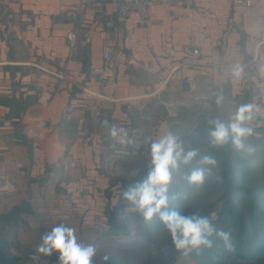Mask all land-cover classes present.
<instances>
[{
  "label": "crops",
  "instance_id": "0c3cea01",
  "mask_svg": "<svg viewBox=\"0 0 264 264\" xmlns=\"http://www.w3.org/2000/svg\"><path fill=\"white\" fill-rule=\"evenodd\" d=\"M8 1V26L0 28V241L18 256H44L41 236L65 223L80 243L95 245L93 258L127 264L133 244L166 232L122 196L150 169V139L173 133L198 152L193 163L208 155L209 121L227 122L240 104L256 105L251 127L264 126V0H195L191 10L155 4L147 24L111 8L75 14L76 0ZM106 46L115 50V75L97 82ZM237 63L240 77L231 72ZM104 119L126 128L133 143L113 141ZM191 163L169 185V210L181 214ZM131 232V240L117 237Z\"/></svg>",
  "mask_w": 264,
  "mask_h": 264
},
{
  "label": "rangeland",
  "instance_id": "374dc122",
  "mask_svg": "<svg viewBox=\"0 0 264 264\" xmlns=\"http://www.w3.org/2000/svg\"><path fill=\"white\" fill-rule=\"evenodd\" d=\"M245 143L255 151L251 154L238 151L231 142L221 147L204 146L208 156L215 159V165L206 167L198 160L188 166L189 172L202 166L210 169L204 182L193 185L183 178V188L190 198L183 215L199 213L209 217L218 230L231 233L234 250H227L224 242L214 235L211 248L183 255L175 249L165 230V234L158 231L133 244V256L127 264H264V126L254 130ZM161 228L166 229L163 224ZM117 259L119 264V256ZM97 261L113 264L95 258L92 264ZM0 264H60V261L58 255L36 257L26 253L21 257L0 241Z\"/></svg>",
  "mask_w": 264,
  "mask_h": 264
},
{
  "label": "clouds",
  "instance_id": "9594fccd",
  "mask_svg": "<svg viewBox=\"0 0 264 264\" xmlns=\"http://www.w3.org/2000/svg\"><path fill=\"white\" fill-rule=\"evenodd\" d=\"M231 72L240 77L244 73L242 64H234ZM224 100L222 92L216 93L215 103L219 107ZM257 118V106L252 103L240 104L227 122L219 118L210 120L211 128L208 131L209 143L213 147H221L229 142L238 151H247L249 154L255 149L245 143L254 135L251 127ZM102 127L108 130L113 141L124 144L133 143L126 128L110 124L107 119L100 121ZM150 169L140 181L131 184L123 191L122 196L147 222L157 217L171 236L175 249L183 255L194 251L199 252L213 246L214 235L224 242L227 250L233 251L234 245L231 233L218 230L209 217L199 213L183 215L179 211L169 210V185L172 172L179 170L181 165L190 164L198 156L194 149L185 150L182 142L171 132L165 131L154 139H150ZM203 165H215L212 156H203L200 161ZM206 172L210 169L196 168L186 176L189 184L200 185L205 180ZM37 252L50 257L58 253L60 264H92L96 254L94 244H82L78 241L76 230L65 223L52 228L40 238ZM105 260L108 257H104Z\"/></svg>",
  "mask_w": 264,
  "mask_h": 264
},
{
  "label": "built area",
  "instance_id": "2783aa9c",
  "mask_svg": "<svg viewBox=\"0 0 264 264\" xmlns=\"http://www.w3.org/2000/svg\"><path fill=\"white\" fill-rule=\"evenodd\" d=\"M195 0H76L74 2V13L81 14L86 9L102 11L107 14V9L111 8L119 12L122 19L127 18L132 12H137L140 16L143 24H147L150 18L151 7L155 4H168L173 8H186L191 10L193 8ZM240 5H251L252 0H236ZM8 0H0V28L7 29L8 22L6 19V10L8 8ZM183 14L174 12L173 18H178ZM185 16H191L190 12L184 14ZM107 25H110V21H106ZM72 30L68 31V38L72 40ZM188 54H197L198 49L188 46L186 48ZM115 57V50L111 46H106L103 51V63L96 67L92 73V77L97 82H104L115 75V71L112 67V61ZM21 167L22 164H19ZM120 240H131L134 237V232L126 235H118ZM97 264H103L97 261Z\"/></svg>",
  "mask_w": 264,
  "mask_h": 264
},
{
  "label": "trees",
  "instance_id": "16d2710c",
  "mask_svg": "<svg viewBox=\"0 0 264 264\" xmlns=\"http://www.w3.org/2000/svg\"><path fill=\"white\" fill-rule=\"evenodd\" d=\"M115 220H111V222L113 223ZM115 225H116V223H115ZM119 226V224L117 223V225H116V227H118Z\"/></svg>",
  "mask_w": 264,
  "mask_h": 264
}]
</instances>
